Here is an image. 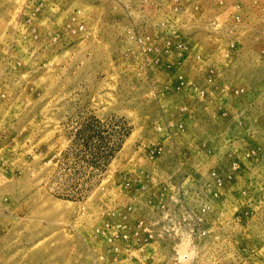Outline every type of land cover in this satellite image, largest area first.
Instances as JSON below:
<instances>
[{"label":"rangeland","instance_id":"374dc122","mask_svg":"<svg viewBox=\"0 0 264 264\" xmlns=\"http://www.w3.org/2000/svg\"><path fill=\"white\" fill-rule=\"evenodd\" d=\"M0 264H264V0H0Z\"/></svg>","mask_w":264,"mask_h":264}]
</instances>
